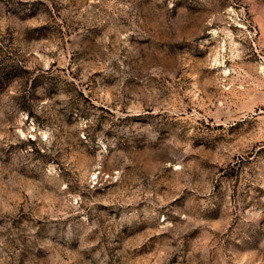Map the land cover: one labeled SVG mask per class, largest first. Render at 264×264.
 <instances>
[{"label":"rangeland","instance_id":"obj_1","mask_svg":"<svg viewBox=\"0 0 264 264\" xmlns=\"http://www.w3.org/2000/svg\"><path fill=\"white\" fill-rule=\"evenodd\" d=\"M0 264H264V0H0Z\"/></svg>","mask_w":264,"mask_h":264}]
</instances>
